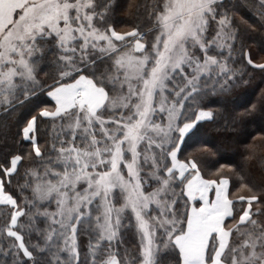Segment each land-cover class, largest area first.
<instances>
[{
    "label": "rangeland",
    "instance_id": "1",
    "mask_svg": "<svg viewBox=\"0 0 264 264\" xmlns=\"http://www.w3.org/2000/svg\"><path fill=\"white\" fill-rule=\"evenodd\" d=\"M219 1L159 0L158 10L150 15L151 24L159 29L155 37L147 38L138 30L112 28L106 12L114 0H0V103L10 104L19 100V95L28 96L64 82L97 59L120 50L111 60L114 94L90 79L105 94L100 107L82 104L77 98L70 110L45 117L65 115V122L57 129L69 134L70 140L57 160L62 170L51 177L36 176L33 197L40 204L52 202L55 206L54 211L45 212L54 226L48 242L58 244V251L65 252L73 263L78 260V224L97 201L102 242L115 241L130 214L141 243L140 264H155L165 248L172 243L178 247L177 238L184 235L183 219L175 216L177 197L171 174L175 172L180 180L186 174L191 177L183 188L190 214L197 201L195 194L194 201L188 198L186 189L200 173L193 162L179 159V151L196 124L211 119L210 111H200L195 122L180 123L186 100L194 94V79L209 74L213 66L193 55L194 48L201 49L193 13L198 12L201 22L208 23L213 15L203 13L206 9L212 12ZM257 2L264 5V0ZM201 35L206 37L207 32ZM187 49L190 60H185ZM46 55L55 65L51 76L43 64ZM178 76L187 81L180 78L176 83ZM34 139L35 152L40 155ZM165 156L172 163L167 179L160 168ZM152 181L160 186L146 190ZM2 186L3 194L13 200L12 206H6L15 209L14 227L22 212L4 191V183ZM245 198L239 199L247 202L243 224L250 221L252 205L258 200ZM234 228L231 223L226 227L230 237L221 264H226L224 254ZM13 236L24 248L21 237ZM217 242L216 252L220 247ZM230 259L233 264H264V234L246 235ZM105 264H118L115 254Z\"/></svg>",
    "mask_w": 264,
    "mask_h": 264
},
{
    "label": "trees",
    "instance_id": "2",
    "mask_svg": "<svg viewBox=\"0 0 264 264\" xmlns=\"http://www.w3.org/2000/svg\"><path fill=\"white\" fill-rule=\"evenodd\" d=\"M114 1L106 12L112 28L138 30L147 38L155 37L159 26L151 24L150 15L158 10L159 0ZM257 1L220 0L212 12L206 9L203 13L206 17L210 13L213 15L208 23L206 20L207 24L204 20L201 22L199 15L196 16L198 12L193 13L194 21L196 17L194 27L197 26L195 37L200 36L198 43L201 47L194 48L193 55H197L200 62L213 66L209 74L194 79V94L187 98L180 118L181 124L195 122L200 111L211 112V119L197 123L187 135L180 147L179 159L193 162L205 180L230 181L233 216L228 224L235 228L224 254L226 264H233L230 257L246 235L264 234V5ZM203 32H207L206 37L201 35ZM118 51L97 59L64 82L36 90L28 96L19 95V100L10 104L0 103V179L4 183V191L15 199L18 210L22 212L12 227L15 209L0 205V264H105L113 254L118 264L141 263V243L130 214L126 216L117 239L102 242L98 229L99 202L93 204L88 217L78 224V260L73 263L65 252L58 251V244L48 242L54 226L45 212L54 211L55 206L52 202L40 204L33 197L36 176L51 177V173L62 170L57 160L70 140L69 134H61V128L57 129L65 122V115L49 119L41 114L56 110L48 92L84 75L111 93L114 89L110 78L114 73L111 60ZM190 54L187 49L185 60L191 59ZM43 59L46 72L51 76L55 71L53 60L48 55ZM180 78L187 81L178 76L176 83ZM73 113L70 116L74 117ZM33 119L36 121L34 137L40 155L35 152L33 141L23 137L24 129ZM175 148L176 145L170 151ZM15 158L20 159L17 169L7 175ZM164 163L160 167L161 175L167 179L172 168L168 156H165ZM171 175L177 197L175 216L183 219L181 229L185 234L190 202L183 188L191 177L186 174L180 180L175 172ZM150 183L146 187L148 191L160 186V182ZM253 196L258 200L252 205L251 219L240 224L247 202L239 199ZM13 234L21 237L24 248ZM218 246L217 238L213 236L208 249V263L213 262ZM155 264H182L181 250L172 243L158 255Z\"/></svg>",
    "mask_w": 264,
    "mask_h": 264
},
{
    "label": "crops",
    "instance_id": "3",
    "mask_svg": "<svg viewBox=\"0 0 264 264\" xmlns=\"http://www.w3.org/2000/svg\"><path fill=\"white\" fill-rule=\"evenodd\" d=\"M48 97L54 102L56 110L42 112L44 117H54L70 110L75 106L76 101L78 103L77 98H81L82 104L96 107H100L105 101L104 92L85 76H80L71 84L52 89L48 92ZM35 125L36 121L33 119L24 129L25 140L35 141ZM19 162V158L13 160L7 175L17 169ZM2 184L0 180V204L12 206L13 200L3 194ZM186 192L188 198L193 201L195 194L197 205L190 210L186 233L177 238V245L182 253V264H221L222 252L230 237V231L226 227L233 216L232 201L229 198V182L226 179L218 182L207 181L197 173L188 184ZM245 220L244 215L240 219V224H243ZM213 236L220 242V247L213 257V262L208 263V249Z\"/></svg>",
    "mask_w": 264,
    "mask_h": 264
}]
</instances>
